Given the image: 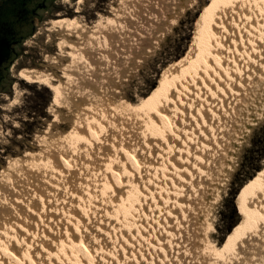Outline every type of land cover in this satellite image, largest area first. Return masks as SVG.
I'll use <instances>...</instances> for the list:
<instances>
[{"label": "bare ground", "instance_id": "1", "mask_svg": "<svg viewBox=\"0 0 264 264\" xmlns=\"http://www.w3.org/2000/svg\"><path fill=\"white\" fill-rule=\"evenodd\" d=\"M82 1L79 0L80 3ZM120 1L121 8L128 4L127 0ZM134 2L132 8L136 9L137 0ZM208 8L194 58L164 81L160 89L150 97L152 99L142 100L140 105L126 106L128 113L125 111V101L120 99L113 104L107 103L104 99L106 93L99 92L105 88L108 71L100 66H107L106 63L110 62L109 57L112 56L106 51L112 48L111 39L108 37L110 34L102 30L97 35L94 29L99 28L100 24L93 26L90 31L86 23L79 21L76 16L49 21L50 30L60 31L63 36L55 42L60 54L46 55V61L50 65L58 66L56 60L62 58V51H66L72 61L71 65L64 63L59 68L63 80L51 70L38 68H22L17 74L22 79L39 82L50 88L53 91L52 103L56 106L64 104L73 113L77 111L74 116L76 120L65 132H51L53 139L50 144L46 143V149L34 152L27 150L24 158L12 156L0 169V264H60V254L66 258L67 255L70 258L73 256L76 264H89L93 259L100 260L98 257L105 251L111 252L112 247L108 246L99 251L97 243L89 239H93L91 236L103 238L99 224L103 221L110 223L118 207L129 208L134 201L139 203L142 199L149 202L145 204L150 211L152 204H163V199H156V186L169 188L171 185L168 183L172 180L170 176L176 172H182V177L192 180L194 188L202 181L200 186L207 185L205 180L208 174H212L213 164H223L220 157L219 160L212 159L207 156V152L213 155L211 150L215 146L220 149L223 146L229 148L233 142L230 139L235 137L234 133L238 131L235 129L240 126L238 121L244 122L245 117L253 116L250 113L261 110L264 105V85L263 90L260 88L261 91L257 88L259 82L264 84V0H218ZM117 11L118 14L124 13ZM117 24L121 28L127 25L126 20L117 21ZM86 29L90 32L87 37ZM72 34L76 37L75 41L66 37ZM114 56L111 58L114 59ZM82 68L85 69L83 78L79 76ZM71 70H77L78 73H72ZM118 72L115 70L114 74ZM99 87L102 89L99 90ZM70 93L84 97L86 105L76 109L74 106L78 104L76 105V99L72 100ZM121 113L134 114L135 117L128 118L139 124L137 127L140 128L142 137H139L142 140H135L131 128L127 129L125 124L118 121ZM126 132L128 138L125 137ZM69 138H74L76 144L78 143L77 150L72 153L69 152L74 146L70 147L69 144L67 147L71 149L68 150L64 143ZM145 154L148 159L143 158L146 157ZM27 163L32 167L25 166ZM208 163L210 166H207ZM80 167L88 168L92 172L87 175ZM14 171L21 176L22 171L29 175L28 178L23 174L27 180H22L27 183L26 195L14 183ZM262 172L243 188L240 210L248 220L246 225L221 247H217L215 243L206 246L204 249L208 251V255L202 257L208 262L203 264H264V171ZM152 181L155 182L153 186ZM148 187L149 193L142 192ZM101 189L112 191L109 193H113V201L104 208L101 203L89 201L91 211L95 207L101 209L97 215L93 211L96 220L94 219L92 226L95 228L91 227L89 230L84 223L86 215L83 216L82 209L85 207V199L96 196ZM154 190L155 195H152ZM194 191L195 189L190 190L192 195ZM162 194L166 196L167 192L163 190ZM171 196H166V200L170 201ZM171 203L183 214V205L177 206L170 201ZM160 208L156 213H159ZM88 233L90 238L85 237ZM152 233L155 242L160 244V238L155 237L156 232ZM31 236H40L41 240H33ZM74 251L77 253L74 254ZM78 252L83 256L78 255Z\"/></svg>", "mask_w": 264, "mask_h": 264}, {"label": "rangeland", "instance_id": "2", "mask_svg": "<svg viewBox=\"0 0 264 264\" xmlns=\"http://www.w3.org/2000/svg\"><path fill=\"white\" fill-rule=\"evenodd\" d=\"M127 1L128 4H125L124 7L122 6L121 8L122 1L120 0H83L81 3L79 0H57L56 3L52 4L47 9V11L39 12L40 17L37 24L33 26V31L25 39L26 43H23V51H20L19 56L13 61L14 65L12 64V71H10L9 75V79L11 80L9 89H3L0 87V169L6 165L7 160L12 158V156L15 158H24L28 151L34 152L46 149V145L50 144V141L53 139L50 134L51 132L52 134L54 132H65L72 127L73 124L71 123H74L76 120L74 116L77 111L73 113L64 104L56 106L52 103L53 91L50 88L39 82L22 79L17 74L22 68H38L51 70L60 80H63L60 77V66H63L64 63V65L72 64V61L69 59L70 57L66 55L67 52L62 51V58H57L56 63L58 66L56 67L50 65L45 59L46 55L58 56V54H60L55 42L63 36V33L60 31L50 30V20L76 16L79 21L84 24L86 23V27L90 29V31L93 30V26L97 27V25L100 24L99 28L94 29V31L97 32V35L102 30L105 32L107 31V34H110L108 37L111 39L110 43L112 48H109V50L107 49L106 51H108V55L111 54L112 56L109 57L110 62L106 63L107 66H100L101 68L105 67V71H108L105 81V90L99 87V90L102 89L99 92L106 93L104 99L107 103L110 102L113 104L121 99L125 101L124 107H126L130 104L140 105L142 100L149 99L160 89L164 81H167L172 75L176 74L179 70L185 67L192 58H194L198 50L201 30L209 9L208 7H211L212 4L218 0H137V3L135 4L136 9L132 8L135 0ZM117 10L124 13L118 14ZM123 15H125V17ZM120 20H126L127 25L123 28L118 26L119 23L117 24V21ZM88 29H86L87 32H85V37L90 33ZM66 37L72 41L76 40V37L73 34ZM118 38L119 40H116ZM193 48L194 54L189 58L192 54ZM104 51L105 49L103 52ZM113 56L115 57L114 59L111 58ZM115 67L116 69H114ZM84 70L85 69L82 68V72L79 74L81 78H83L82 74H84ZM110 70L111 72H109ZM115 70L119 71L118 74H114ZM71 72L78 73L77 70H71ZM262 82H264V80ZM259 83L260 84L257 86V88L259 87L258 90H260V88L263 90L262 86L264 84H261V82ZM108 88L112 91H109ZM69 95L72 96V100L76 99V105L78 104L79 106H74L77 107L76 109H81V107L86 105L84 97L83 99L72 93ZM78 97L80 98L79 100L77 99ZM251 104L253 105V103ZM50 107L54 110L53 112ZM126 109L127 107L125 108V111ZM250 114L253 116L247 117L248 119L245 117L244 122L238 121L240 126H237L235 129L236 131L238 130L234 133L235 139H230V142L233 141L231 145H229L230 149L225 146L221 149L215 146V149L211 150L213 155H210L207 152V156L212 157V159H218V157H220L221 162L223 161V164L219 163L221 165L217 166L214 163V160H210L214 161V164L212 174H208L206 177L207 179L205 180V184L208 186L204 184L203 186H200L203 182L202 181L201 183L198 182L196 188H194V182L192 183V180H187L186 176V178L182 177V172H176L178 174L174 173L170 176V179L174 180L173 182L171 180V183H168L171 185L169 188L167 186L163 188L156 186V196L158 198H154L159 200L163 199L165 201L163 204H152L150 206L152 210L150 211L147 206L149 202L147 203L146 201H143V199H140L141 201L139 203L134 201L129 208L121 209L118 207L115 210L116 212H114V215L111 217L114 223L111 220L110 223L103 221L99 224L100 226L98 225L100 227V235L103 236V238L101 237L98 239L91 236L93 239H89L97 243L99 251L109 246L112 247L110 250L111 252L105 251L102 255L103 258L100 256L98 257L100 260L96 259V262L93 259L89 264L207 263L208 260L204 261V257H202L208 255V251L204 249L206 246L215 243L217 247H221L223 244L228 243L229 240H231L232 237L246 225L248 220L240 210V201L244 194L243 188L250 182V180L258 178V174L263 173L262 171H264V105L261 107V110L257 109L255 113ZM128 116L133 118L134 114L125 115L124 113H121V119L118 121L125 124V126L128 127L127 129L131 128V133H134L133 136L135 135V138H133L135 140H142L141 131L140 128H138L139 124L134 122V119L132 118L129 120L130 118H128ZM245 122L246 124L244 125L243 123ZM132 123H134V125H132ZM127 124H130V126ZM128 136L129 135L126 132L125 137L128 138ZM223 138L227 139L226 137ZM74 141V138H69L64 142L65 147L69 144L70 147L74 146V148L71 147L72 149L67 147L68 150L71 149L69 153L77 150L78 143L76 144V141ZM236 142L237 144H235ZM143 158L148 159L147 155ZM209 163L207 166H210ZM28 165L30 164L27 163L25 166ZM85 167H80V170L87 175H90L92 171ZM26 171L27 169H25V172ZM25 172L22 171V176L21 174L18 175V172L13 174V178L15 177L14 180L16 181H14L15 185L17 188L23 189L25 193H23L24 195L27 194V191H25L27 190V183L23 182L24 180H27L25 177L29 176L26 175L27 172ZM23 174H25V177H23ZM28 174L31 173L29 172ZM178 176L181 181H179L180 179ZM153 182L154 181H152V186ZM186 184L189 187H187ZM142 186L143 185H141V187ZM148 189H150V187L146 190H142V192L145 193V191H147V193H149ZM193 189H195V195H192L190 192V190L192 191ZM163 190L164 192H167L166 196L172 195L170 201L176 203L177 206H184H182V208H185L183 214L179 212L180 209L178 210L174 208L176 205L172 203L170 204V201L166 200V196L162 194ZM168 190L172 194L169 193ZM175 190L177 191L175 192ZM155 191L156 190L151 192V194L155 195ZM109 192L112 191L109 189H101L96 193V196H91L90 198L85 199V207L82 209L84 210L82 211V214H84L83 216L86 215L85 218L87 220L84 219V223L89 230L95 228V226H92V222L96 218L94 216L101 210L100 208L95 207V209H93V211L95 210L94 215V212L91 211L92 209L90 208L89 201L101 203V206L104 208L105 205H109L113 201V193L110 194ZM182 192L187 196H184ZM99 193L101 195H99ZM176 193L180 195H177ZM187 197L188 199H186ZM182 198L185 199L183 200ZM94 199H97V201ZM174 199L176 201H174ZM186 200L188 201L186 202ZM180 202H182V204H180ZM86 205H89V207ZM38 208H40V206ZM158 208H160L158 211L159 213H156ZM88 210L89 212H86ZM7 212L9 213V211ZM102 212L104 213V211ZM165 212L169 214L166 215ZM167 216H169L168 219ZM181 216L184 217L182 218ZM243 223L244 226L242 225ZM108 225L109 227L107 228ZM54 226L56 227L55 224ZM163 229L164 232H162ZM151 231L156 232V235H154L155 237L157 236L160 238V244L155 242L156 240H154ZM235 231L236 233L232 236V233ZM102 232H105V234ZM165 233L167 237L165 236ZM89 236L90 233L85 234L86 238H90ZM30 238L37 241L41 240L40 236H31ZM157 243L158 245H155ZM171 245L172 248H170ZM136 250L137 252H135ZM76 251H74V254ZM137 253H139V255H137ZM0 254L2 255L1 248ZM78 255L83 256V254L79 252ZM59 256L61 257V261L59 260L60 264H76L73 256L70 258V256L67 255L68 259L63 254H60Z\"/></svg>", "mask_w": 264, "mask_h": 264}, {"label": "flooded vegetation", "instance_id": "3", "mask_svg": "<svg viewBox=\"0 0 264 264\" xmlns=\"http://www.w3.org/2000/svg\"><path fill=\"white\" fill-rule=\"evenodd\" d=\"M57 0H0V87L9 89L13 61L23 51L25 39L33 31L40 11ZM13 64V65H12Z\"/></svg>", "mask_w": 264, "mask_h": 264}, {"label": "trees", "instance_id": "4", "mask_svg": "<svg viewBox=\"0 0 264 264\" xmlns=\"http://www.w3.org/2000/svg\"><path fill=\"white\" fill-rule=\"evenodd\" d=\"M193 52H194V48H193V50H192V54L190 55L189 58H191V57L193 56V54H194ZM187 61H188V60H187ZM189 62H190V61H189ZM234 202H235V199H234ZM235 206H236V203H235ZM236 208H237V206H236ZM237 211H238V210H237ZM242 225L244 226V223H243ZM242 225H241V226H242ZM235 233H236V231L232 233V236H233Z\"/></svg>", "mask_w": 264, "mask_h": 264}]
</instances>
